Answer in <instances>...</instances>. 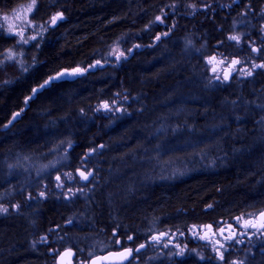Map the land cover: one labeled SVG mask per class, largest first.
Masks as SVG:
<instances>
[{
  "label": "trees",
  "instance_id": "1",
  "mask_svg": "<svg viewBox=\"0 0 264 264\" xmlns=\"http://www.w3.org/2000/svg\"><path fill=\"white\" fill-rule=\"evenodd\" d=\"M24 1L28 0H0V12L14 9ZM173 1L37 0L35 21L46 23L58 12L64 17L58 24L49 25L40 47L33 50L35 66L27 68L25 73L16 71L15 66L0 68V206L6 201L3 197L8 195L12 196L10 204L13 205L11 213L0 216V264H53L51 249L68 248L70 237L79 235L78 220L82 217H91L90 221L102 230L105 240L114 237L112 231L118 230L120 235H133L134 241L141 245L148 243L154 233L146 230L155 225L158 232H184L194 224L254 216L264 210V143L252 135L251 124L245 122L242 126L247 134L234 132L231 137H224L227 144L240 152L227 168L197 172L172 184L155 185L127 203L93 206L91 201L87 205L76 198L65 200L58 192L43 198L35 194L40 184L23 185L24 175L17 170V163L37 160L46 164L54 161L55 156H62L69 145L73 150L67 152L66 157L71 160L67 168L72 171L81 168L79 161L94 151L84 164L94 170L93 178H97L112 153H118L117 144L128 145L131 139L137 141L136 146H141L144 126L154 110L151 108L158 107L162 99L170 100L184 83L196 80L197 75L191 71L194 64L202 72L203 82L207 79L202 60L187 56L183 51L184 41L175 40L173 34L154 48L137 51L120 69L106 66L76 73L70 79L54 82L31 99L29 106L26 104L33 90L45 81L65 70L87 68L101 58L114 40L126 31L152 23L169 10ZM181 2L196 7L209 5L198 18L191 20V27L212 44L223 42L227 34L235 31L236 14L246 13L247 25L243 29L250 28L254 35L259 23L264 22L261 6L264 0ZM15 43L13 37L0 34V58ZM254 79L255 93L260 90L264 93L261 72ZM230 92L227 90L226 94L231 95ZM120 94L128 100L127 110L142 112L137 114V120L128 118L114 125L97 109L106 101L117 102ZM201 94L205 96L207 92ZM205 109L208 108L201 107L202 112ZM23 110L22 116L10 124L14 115ZM229 111L219 107L216 115ZM52 185L50 182L45 189L51 191ZM69 220L73 224H68ZM57 226V231L49 232ZM48 232L54 243L43 245L41 236ZM202 246L190 241L192 251ZM115 247L114 244L112 248ZM169 250L164 257L157 252L149 256L146 249L135 256L140 262L134 258L128 264H220L208 250H201L202 260L192 251L178 258ZM258 257L254 264H264V252ZM243 259L252 264L246 254Z\"/></svg>",
  "mask_w": 264,
  "mask_h": 264
},
{
  "label": "rangeland",
  "instance_id": "2",
  "mask_svg": "<svg viewBox=\"0 0 264 264\" xmlns=\"http://www.w3.org/2000/svg\"><path fill=\"white\" fill-rule=\"evenodd\" d=\"M234 2L240 3V0H234ZM32 3L33 0L24 1L14 9L0 12V34L16 39L14 47L8 49L5 55L3 54L4 56L1 55L3 57L0 58V68H5L8 65L15 66L16 71L25 73L23 68L35 66L36 58L33 50H38L40 47L49 25H56L60 20L58 19L55 23H52V19L46 23L35 21L34 14L38 8L37 0H35L32 11H27ZM208 6L196 7L188 3L183 4L181 0H174L169 10L157 16L159 19L156 18L145 27L126 31L108 45L100 59L95 60L87 68H80V72L106 66L120 69L137 51L154 48L159 42L168 39L173 34H175V40L184 41L185 47L182 49L187 56H194V59L202 60L207 79L203 82L202 72L194 64L191 71L197 75L196 80L190 84L184 83L181 85L180 91L172 94V97L170 96V100L162 99L158 107L151 108L154 110L151 113L150 121H146L147 124L144 126L145 136H143L144 141L141 146H136L137 141L130 139L129 146L122 143L117 144V149H115L117 154L108 150L112 156L107 165L105 164V169L88 185H84L76 174L77 168L74 171L67 168L71 162L66 157L69 152L68 147L71 146L69 145L62 156H55L54 161L46 164L37 160L17 163V170L24 175L23 185L40 184L41 187L35 191V194L43 198L48 194L54 196L57 192H61L66 200V196L70 194L67 189L76 190L74 197L70 200L76 198V200L85 201L87 205L91 201L93 206L105 204L110 207L112 203H127L129 199L135 198L145 189L153 188L155 185L172 184L177 180L197 174V172H215L227 168L232 158L240 152L232 144H227L224 137H231L234 132L247 134L248 132H244L245 127L242 126L243 122L250 123L252 135L254 134L259 142L264 143V93L262 90L256 93L254 91L256 81L254 78L258 76L259 72L264 78V68L257 67V65L264 64L258 61V54L252 50L254 34L250 28L243 29L244 25H247L246 13L234 16L237 21L233 27L235 30L233 33L227 34L223 42L212 44L203 36L197 35L191 27V20L193 21L195 17L198 18L201 11L208 9ZM58 13H55L54 16ZM9 25L15 28V33H8ZM32 37L35 39H31ZM230 37H239V39L234 40ZM24 40L28 42L24 43ZM10 56L11 58H9ZM233 61H239V63H233ZM72 73L73 70L62 71L52 77L54 79L48 80V83L44 84L45 87L40 88L39 86L27 99V106L31 99L54 82H61V80L70 79L76 75ZM227 90L232 92H230L231 95L226 94ZM246 90H248V94ZM205 92H207L206 97L201 94ZM249 94L253 96L250 97ZM126 102H128L127 98L120 94L117 102L106 101L98 107L97 111L110 118L114 125L123 123L128 118L131 121L137 120L136 116L142 110H138L137 113L127 110ZM105 104L108 105L107 109L103 107ZM202 106L208 109L202 112ZM218 106L230 111L227 114L216 115ZM24 110L16 113L10 124L18 120ZM85 159L86 157L79 161L80 166L85 165ZM57 170L61 171L57 172ZM87 170H89L88 167ZM47 177L48 179H46ZM57 177L60 179L57 180ZM48 182L53 184L51 191L45 189L49 185ZM70 183L75 186H70ZM26 195L31 196L30 194ZM8 196L3 197L2 200L6 201L0 206V210L7 209V211H0V216L12 212L13 205L10 204L12 196ZM243 216L247 219L257 215ZM90 219L91 217L79 219V235H72L69 239L71 244L68 247H74L77 251L76 264L89 263L97 251H108L114 244L117 245V250L124 247L133 249L138 247L139 244L134 241L133 235H120L118 230L112 231L114 237L105 240L106 237L102 230ZM67 223L73 224L71 220ZM157 228L158 226L155 225L150 230L147 229L146 232L156 233ZM52 230L54 229L49 232ZM167 232L173 233L171 230H167ZM256 233L262 237L251 243L248 241L246 246L243 243L244 247L234 245L237 252L233 258L242 260L243 255L246 254L250 257L252 264L259 259L258 254L264 249V230H257ZM128 236H132L133 239L127 240ZM184 239L186 240H183L178 234L174 244H170L171 241L167 238L148 246L147 252H149V256L157 252L158 256L167 257L170 249L172 256H186L192 251L190 249L192 239L190 237ZM40 242L43 245L54 243L51 238ZM236 242H241L240 238ZM64 249L59 246L51 249L50 254L54 257L53 264H56L58 254ZM209 249L218 260L217 255H221V250L215 246H211ZM201 250L192 251L197 253L199 260L204 258ZM149 259L151 257L148 258V261ZM134 261L138 263L140 258H135Z\"/></svg>",
  "mask_w": 264,
  "mask_h": 264
},
{
  "label": "flooded vegetation",
  "instance_id": "3",
  "mask_svg": "<svg viewBox=\"0 0 264 264\" xmlns=\"http://www.w3.org/2000/svg\"><path fill=\"white\" fill-rule=\"evenodd\" d=\"M252 6H254V4ZM261 6H262V11L264 13V2L262 3ZM252 10L254 11V9H252ZM259 25H260V27L257 28V31H256L254 38H253L254 39V41H253L254 47L252 50L254 53L258 54V61L260 63L264 64V22H260ZM254 49H257V52ZM84 167H85V169H84ZM78 169L86 170L87 167H86V165H82L81 168H77L76 174H77ZM86 172H89V170H86ZM79 179H80V177H79ZM81 181H82V179H81ZM91 181H89V182H91ZM89 182L84 183L82 181V183L85 185H88ZM67 190L70 194L68 195L69 197L66 196V199L68 201H72L70 199L72 197H74L76 190H72V189H67ZM237 218H239V219H237ZM245 221H246V219L244 218V216H235L232 220H227L225 218H221L218 220H214V221H210V222H206V223H201L199 225H197V224L191 225L190 227H188V230H186L184 232L177 231V232H173L172 234L170 232H168V233H169V235L171 234L170 236H172V237L174 236V238H176V239H177L178 234H180V237L183 238V240H186V239H184L186 237H188V238L190 237V239H192L194 244H196V245L203 244L202 249H204V250L210 251L209 248H211V246L217 247L218 249L221 250V255H217V258H218L220 264H232V263L233 264H247L246 261H242V260L235 258V257L233 258V255L237 252L236 248H234V245H238V246L241 245V247H244V244L248 245V243H247L248 241H250V243L254 242L257 239H260L262 236H260L259 234L256 233V231L259 229H255V228L253 229L252 227L246 226ZM208 224H211L213 228H211V227L209 228L207 226ZM53 229L56 231L57 229H59V227L57 226ZM163 232H166V231H163ZM156 233H158V232H156ZM156 233H154V234H156ZM159 233H161V232H159ZM46 235L48 236L47 238L51 237L49 232L46 233ZM46 235H43V236H46ZM43 236H41V240H45V239H42ZM239 238H240L241 242H236V240ZM235 242H236V244H234ZM174 243L175 242H173V244ZM147 244H148V246L152 245L151 243H149V241ZM141 245H143V244H141ZM138 246H140V245H138ZM68 248H73L76 251V249L74 247H68ZM68 248H65V249H68ZM124 248H131V247H124ZM112 250H117V249L115 247V248H112V249L105 251V252H102V253H106V252H109ZM120 250H123V249H120ZM144 251H142V252H144ZM261 252H264V249ZM102 253L96 254L95 256L102 255ZM139 253H141V252H138L137 254H139ZM56 261H57V259H56Z\"/></svg>",
  "mask_w": 264,
  "mask_h": 264
},
{
  "label": "water",
  "instance_id": "4",
  "mask_svg": "<svg viewBox=\"0 0 264 264\" xmlns=\"http://www.w3.org/2000/svg\"><path fill=\"white\" fill-rule=\"evenodd\" d=\"M255 50L257 52V49H255ZM101 147H103V146H101ZM72 149H73V146L68 147L69 151H71ZM92 154H94V151H91L89 153V155H92ZM81 173H84V175L88 176V178L83 179V177L81 176ZM89 173H91V175H88ZM77 174L80 177V179H82V181L84 183H87L93 179L95 172L93 169L90 170L89 172H86L84 169H78ZM261 212H264V210ZM261 212H259L257 216L250 217V218L246 219V221L251 222L249 224H246V226L252 227L251 224H255L256 227H252L253 229L255 228V229H259V230H264V227H260L261 223H264V218H262L260 216ZM237 219H239V218H237ZM207 226L209 228L210 227L213 228L211 224H208ZM47 237H48L47 235L43 236L42 239H46ZM153 237H158L159 239L154 240ZM167 238L171 241L170 244H173V242H175V238L170 236L168 232H161V233L153 234L148 239V241L151 244H155L156 242H161L162 240H165ZM143 245H144V247L140 248L139 252L144 251L148 247L147 243H145ZM137 248H139V246ZM125 249H132V248H123V250H112V251H109L106 253H102V255H97V256H94L93 258H91L90 262L87 264H128L134 259L136 253H138V252H136V249H132L131 255H128L126 259H122L117 254L124 252ZM76 259H77V252L73 248H68V249L63 250L61 253H59L56 264H76Z\"/></svg>",
  "mask_w": 264,
  "mask_h": 264
},
{
  "label": "snow or ice",
  "instance_id": "5",
  "mask_svg": "<svg viewBox=\"0 0 264 264\" xmlns=\"http://www.w3.org/2000/svg\"><path fill=\"white\" fill-rule=\"evenodd\" d=\"M34 5H35V0H33L32 5H30L28 7L27 11L28 12H31ZM62 18H63V13H58L56 16L52 17V23H55L58 19H62ZM5 19L7 20V17H5ZM157 19H159V17ZM7 31H8L9 34L15 33V28L12 27L11 25H9ZM20 35H21V39H23L22 34H20ZM31 39H35V37H32ZM230 39L238 40L239 37H230ZM27 42H28L27 40H24V43H27ZM9 58H11V56ZM97 63H99V62H97ZM233 63H239V61H233ZM22 67H23V65H22ZM257 67L264 68V65H257ZM23 70L24 71H27V68H23ZM80 71H81L80 69H74L72 74L79 73ZM61 75L63 76L64 74H61ZM51 79H54V78H50V80ZM47 83H48V81H45V85ZM45 85H40V88L45 87ZM33 91L35 92L36 90L34 89ZM103 107L107 109L108 108V105L105 104ZM88 175H91V173H89ZM81 176L83 177V179H87L88 178V176L84 175V173H81ZM59 179L60 178L57 177V180H59ZM41 195H43V193H41ZM0 211L6 212L7 209H2ZM260 216L262 218H264V212H261L260 213ZM249 223H251V222L250 221H245V224H249ZM251 226L252 227H256L255 224H251ZM260 227H264V223H261ZM132 239H133L132 236H128L127 237V240H129V241L132 240ZM153 239L155 240V239H159V238L158 237H153ZM117 243H119V241H117ZM143 247H144V245H140L139 248L136 249V252H139L140 251V248H143ZM131 253H132V249H125L124 252L118 253L117 255H119L122 259H126L128 255H131Z\"/></svg>",
  "mask_w": 264,
  "mask_h": 264
},
{
  "label": "bare ground",
  "instance_id": "6",
  "mask_svg": "<svg viewBox=\"0 0 264 264\" xmlns=\"http://www.w3.org/2000/svg\"><path fill=\"white\" fill-rule=\"evenodd\" d=\"M198 97H199V96H198ZM220 124H221V123H220ZM92 155H93V154H92ZM92 155H89V156H92ZM89 156H86V159H87ZM86 159H85V160H86ZM84 169H85V167H84ZM90 170H91V169H90ZM90 170H89V171H90ZM85 171H86V170H85ZM93 177H94V176H93ZM173 237H174V236H173ZM136 254H137V253H136ZM197 262H198V261H197Z\"/></svg>",
  "mask_w": 264,
  "mask_h": 264
}]
</instances>
